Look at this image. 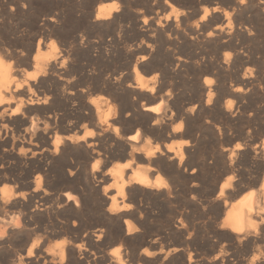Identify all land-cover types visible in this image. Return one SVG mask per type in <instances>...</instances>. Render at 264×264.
<instances>
[{
  "label": "bare ground",
  "instance_id": "1",
  "mask_svg": "<svg viewBox=\"0 0 264 264\" xmlns=\"http://www.w3.org/2000/svg\"><path fill=\"white\" fill-rule=\"evenodd\" d=\"M32 1L0 0L34 17L0 25V264H264V0Z\"/></svg>",
  "mask_w": 264,
  "mask_h": 264
},
{
  "label": "rangeland",
  "instance_id": "2",
  "mask_svg": "<svg viewBox=\"0 0 264 264\" xmlns=\"http://www.w3.org/2000/svg\"><path fill=\"white\" fill-rule=\"evenodd\" d=\"M109 1H112V0H107V2H109ZM115 1H118L121 5H126L129 2V5L132 4L131 6L132 7L134 6V8H136V9H143L145 6H146L145 8H150V7H155L156 8V7H160V5L163 6V5L167 4V3H169L168 4L169 6L172 5L171 7H174L176 5L175 8H183V7H186V6H190V5H192L195 2V0H175V2H176L175 3L174 0H170L172 2V4H171V2L168 1V0H129V1L127 0L128 2L126 0H115ZM32 2H33L32 5H34L35 7L37 5L41 6V4L38 3L39 1H37V0H33ZM102 2H106V0H103ZM100 3L101 2L96 1V0H64V1L62 0L61 1V5H64L65 7H69V8H74L76 10V13L79 14V15L76 14L74 17H72V20H70V21L73 22V24H80L82 22L80 20V14H81V12H78V9H80V10H83V9L84 10H89L90 9L91 10V9L97 7V5L100 4ZM217 3L222 7V9L227 7V6L225 7L224 4H222V3L220 4V2H217V1L207 2V3H205V5L206 6H209V7H212L213 5H215ZM21 18H22V20H21ZM0 19H2V20H0V25L2 24V26H1L2 27V31H5V30L6 31H9V30L10 31L18 30V34L19 35H22V34H25V33L28 32L29 29H28V26H26V25L29 24L31 21H33L34 20V17H32L30 15H26V14H21V15L19 14V15H17L16 17H14L12 19H3V18H0ZM28 19H29V21H28ZM30 19H31V21H30ZM10 22H11V25H10ZM27 22H29V23H27ZM17 25H21L22 28L20 26V28H19L20 30L17 29L16 28ZM184 86H188L187 85V82H184ZM205 146H206L205 147L206 149H209V146L210 145H209V143H206ZM198 223H199V225H198V227L196 229V232H195L196 233V237H195L196 238V241L195 242L200 244L201 240L203 241V238H205L209 234V232H210V224H209L210 222H209V219L205 217V218H200L198 220ZM202 235H204V236H202ZM203 247L204 248H208V245L204 244ZM136 264H138V263H136ZM141 264H143V263H141Z\"/></svg>",
  "mask_w": 264,
  "mask_h": 264
},
{
  "label": "clouds",
  "instance_id": "3",
  "mask_svg": "<svg viewBox=\"0 0 264 264\" xmlns=\"http://www.w3.org/2000/svg\"><path fill=\"white\" fill-rule=\"evenodd\" d=\"M243 2H244V0H241V3H243ZM110 8L111 9H114L117 12L120 11V5L117 4V3H113L112 5H110ZM173 12L176 15H179V13H176V10L175 9H173ZM145 23H147V20H145ZM229 27H231V24H229ZM210 35H211V33H210ZM5 51H8V50L5 49ZM0 59H2V57H0ZM153 79H155V77H153ZM207 83L208 84H211L212 81L211 80H208ZM211 102H212V95L210 93L209 94L208 103H211ZM227 106H228L229 109H231L232 106H233V102L231 100H229ZM29 130H31V129H29ZM181 130H182L181 126H178L176 128V131H181ZM88 135L91 136L92 133L89 132ZM138 135H140V130L139 129H137L136 135L132 136L131 139L135 140L136 139V136H138ZM57 143H59V140H57ZM236 147L237 148H240L241 145L240 144H237ZM176 155L180 158L181 161H183L185 159V155L182 152H177ZM99 164H100V161L99 160H96V162L92 165L93 170H97ZM156 186L157 187H161V186L162 187H168V185L167 184H164L162 181L161 182H158V185H156ZM220 195H223V191L220 192ZM71 199H74V197L69 196V200H71ZM192 199L195 200L196 197L193 196ZM261 211H264V209H261ZM260 223L264 224V219H262L260 221ZM10 225L13 226V227H15V228H20L21 227L19 215H16V216H14L11 219ZM251 226L254 229H258V225H256V224H252ZM220 227L223 228L224 225H220ZM135 230L138 231V229H135ZM236 231H243V229H236ZM255 234L256 235H259V231L257 230ZM6 235H7V230L6 229L4 231H0V240L4 239L6 237ZM39 243H40V240H39V238H37L36 241L32 244V246L28 249V253H27L28 256H32L33 255L32 249L35 248V247H37V245ZM56 247L57 248H61L62 245H57ZM145 251H147V250L145 249ZM221 254L222 255H225V253H223V251L221 252ZM59 255L61 256V258H63V252L59 253ZM261 255H264V253H261ZM259 259H260V255L253 254V256H252V262H253V264H254V262L256 260H259ZM17 261H18V264H24V257L22 255L17 254V260H14L13 261V264H17Z\"/></svg>",
  "mask_w": 264,
  "mask_h": 264
},
{
  "label": "snow or ice",
  "instance_id": "4",
  "mask_svg": "<svg viewBox=\"0 0 264 264\" xmlns=\"http://www.w3.org/2000/svg\"><path fill=\"white\" fill-rule=\"evenodd\" d=\"M231 179H232V178L230 177L229 180H231ZM227 186H228V185L226 184L225 187H227ZM118 251H119V250L117 249V252H118Z\"/></svg>",
  "mask_w": 264,
  "mask_h": 264
}]
</instances>
